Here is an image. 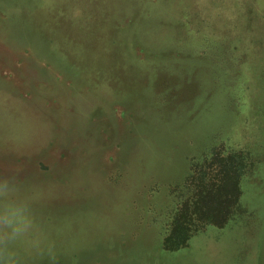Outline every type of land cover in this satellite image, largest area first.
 Segmentation results:
<instances>
[{
  "label": "rangeland",
  "instance_id": "1",
  "mask_svg": "<svg viewBox=\"0 0 264 264\" xmlns=\"http://www.w3.org/2000/svg\"><path fill=\"white\" fill-rule=\"evenodd\" d=\"M229 152L238 209L166 248ZM4 175L35 219L16 264H264V0H0Z\"/></svg>",
  "mask_w": 264,
  "mask_h": 264
},
{
  "label": "trees",
  "instance_id": "2",
  "mask_svg": "<svg viewBox=\"0 0 264 264\" xmlns=\"http://www.w3.org/2000/svg\"><path fill=\"white\" fill-rule=\"evenodd\" d=\"M245 165L244 156L239 152H229L224 156L213 154L192 165L194 167L190 168L185 186H193L194 189L179 202L173 225L163 238L166 248L183 247L191 235L205 225L221 227L229 220L238 209L241 193L239 176Z\"/></svg>",
  "mask_w": 264,
  "mask_h": 264
},
{
  "label": "clouds",
  "instance_id": "3",
  "mask_svg": "<svg viewBox=\"0 0 264 264\" xmlns=\"http://www.w3.org/2000/svg\"><path fill=\"white\" fill-rule=\"evenodd\" d=\"M29 199L18 194L13 176H0V264H16L15 247L34 229Z\"/></svg>",
  "mask_w": 264,
  "mask_h": 264
}]
</instances>
